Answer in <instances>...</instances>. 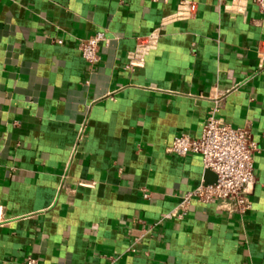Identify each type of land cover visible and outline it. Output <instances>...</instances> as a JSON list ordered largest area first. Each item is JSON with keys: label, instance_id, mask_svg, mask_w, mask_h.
<instances>
[{"label": "crops", "instance_id": "obj_1", "mask_svg": "<svg viewBox=\"0 0 264 264\" xmlns=\"http://www.w3.org/2000/svg\"><path fill=\"white\" fill-rule=\"evenodd\" d=\"M190 1L171 19L179 0H0V264H264V12ZM101 28L90 64L77 44ZM212 111L258 145L251 207L166 218L215 180L167 151Z\"/></svg>", "mask_w": 264, "mask_h": 264}, {"label": "built area", "instance_id": "obj_2", "mask_svg": "<svg viewBox=\"0 0 264 264\" xmlns=\"http://www.w3.org/2000/svg\"><path fill=\"white\" fill-rule=\"evenodd\" d=\"M252 1L261 12H264V0H232V8H244ZM194 13V4L190 0H179L173 18L190 17ZM157 30L139 37L135 49L129 52L125 68H133L143 64L144 54L155 45ZM61 42V39L57 40ZM109 45L107 30H96L77 44L86 62L96 63L100 59V47ZM260 62H264V47L259 49ZM167 151L184 157L198 154L204 169L215 175L209 184H199L194 189L179 196L178 208L165 215L166 218H182L188 213L193 201L207 203L213 200L228 201L238 213L246 212L251 203L249 195L254 186L253 157L259 151L257 143L250 138L249 131L240 126H233L221 117L210 112L202 125L199 136H191L181 132L176 134L167 147ZM144 197L147 194L144 193ZM24 264H38L37 260L28 257Z\"/></svg>", "mask_w": 264, "mask_h": 264}]
</instances>
